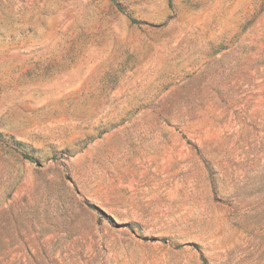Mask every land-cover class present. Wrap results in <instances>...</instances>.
Returning a JSON list of instances; mask_svg holds the SVG:
<instances>
[{"label":"rangeland","instance_id":"rangeland-1","mask_svg":"<svg viewBox=\"0 0 264 264\" xmlns=\"http://www.w3.org/2000/svg\"><path fill=\"white\" fill-rule=\"evenodd\" d=\"M0 264H264V0H0Z\"/></svg>","mask_w":264,"mask_h":264},{"label":"trees","instance_id":"trees-1","mask_svg":"<svg viewBox=\"0 0 264 264\" xmlns=\"http://www.w3.org/2000/svg\"><path fill=\"white\" fill-rule=\"evenodd\" d=\"M25 157H28V155H25Z\"/></svg>","mask_w":264,"mask_h":264}]
</instances>
